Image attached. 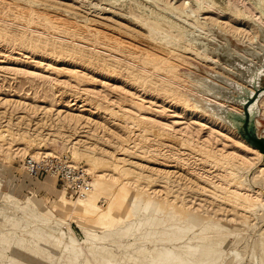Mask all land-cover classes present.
I'll return each instance as SVG.
<instances>
[{
	"label": "rangeland",
	"instance_id": "rangeland-1",
	"mask_svg": "<svg viewBox=\"0 0 264 264\" xmlns=\"http://www.w3.org/2000/svg\"><path fill=\"white\" fill-rule=\"evenodd\" d=\"M36 1L51 10L50 16L58 15L57 10L69 12L70 21L77 17L92 35L111 34L107 27L144 38H180L187 47L181 34L174 35L154 21L160 17L173 20L168 15L175 12L182 19L189 17L197 28L192 32L220 44L234 40L236 46L250 49L264 45V33L261 37L248 21L249 17L261 21L259 8L264 9V0H217L232 3L245 15L240 18L200 11L196 0H150L152 6L145 8L152 17L147 21L137 13L139 0ZM110 3L125 5L126 10ZM12 4L13 0H0L1 12L6 15ZM125 14L138 19V26L123 21ZM3 20L0 210L22 217L24 211L33 209L42 219L28 230L0 221V239L10 245L4 258L0 254L3 264H264V155L249 147L217 111H235L231 105L242 110V106L233 101L225 107L222 102L214 104L209 85L215 82L234 95L235 85L252 89L239 80L242 76L234 75L238 69L234 63L242 60L239 56L226 58L233 74L221 75L211 63L208 69L213 73L192 69L206 79L207 100L197 109L186 100L162 98L120 75L84 64L78 57L32 49L35 45L32 40L27 42L28 30ZM196 20L208 27L202 29ZM74 42L76 49H94L99 56L105 55L98 42L91 47ZM253 59L255 66L264 69V61ZM260 83L264 86V77ZM259 107L256 123L259 135L264 136V95ZM154 130L161 134L154 135ZM37 152L41 154L36 157ZM66 155L89 175L93 188L84 197L68 189L58 176L40 179L26 169L29 158ZM65 198L71 204H65ZM39 227L45 234L58 228L56 232L67 237L59 240L31 234ZM20 243L30 258L14 261L12 252Z\"/></svg>",
	"mask_w": 264,
	"mask_h": 264
},
{
	"label": "bare ground",
	"instance_id": "bare-ground-1",
	"mask_svg": "<svg viewBox=\"0 0 264 264\" xmlns=\"http://www.w3.org/2000/svg\"><path fill=\"white\" fill-rule=\"evenodd\" d=\"M39 2H37L36 0H13V6L9 7L8 13L6 15L3 14L0 10V25L1 20L6 19L16 24L17 26L25 27L28 30L26 32V34L28 35L27 42L32 40L35 45L34 47L33 45L30 46V48L32 49H40L46 54H54L56 52H59L56 54L61 57H78L84 64L100 68V70H102L103 72H107L108 74L120 75L122 78L130 80L135 85H139L143 89L154 92L156 93V95L161 96L162 98L171 99L173 101L186 100L191 108L202 109L200 106L202 105L203 101L207 100V98L204 96L205 89H207L206 83L204 82V80L206 79L201 77L202 75L199 76L195 74L196 72L194 71V73L192 69L199 70L207 74L208 71L212 72L208 69V64L211 63V65L217 67V69L215 70H219V72H221V75H227V73L230 74L233 71L232 66H229V59L226 58H232L234 55H237L242 59L240 63H244L245 61L247 62V60H250V63H252V65H255L256 62L255 59H253L254 57L257 58L256 60H259V62L264 61V45L257 44V49H250L245 45L236 46L234 44V40H231V42H229L230 40H224V44H220L215 38L209 39L200 32H192V29L197 28L194 25L190 24L189 17H185L182 19L181 17H177V14L175 12H170L171 15H168V17L171 16L173 20H167L160 17L159 19L154 21L157 22L162 28H166L171 31L174 35H177V33L178 35L181 34L184 37L186 44H188L187 47H185L186 45H183L180 42V38L172 40L164 35L155 38H144L137 34L122 32L107 27L106 31H109L111 34L105 35L102 32H98V34L92 35V32H90L88 25H82L79 22V19L77 17H74V15H72L75 18L74 21H70L69 12L59 13V10H57L58 15L50 16L49 12L51 10L47 9V7H41L39 5ZM201 2H203V5L200 4ZM224 2L225 4L223 2V4H219L217 0L195 1V3L200 7V11L211 10L222 14H229L237 18L245 17V15L238 11L232 3L228 1ZM152 3L153 2H151L150 0H139L137 13L139 14V16H141L143 21H147L152 17V12H149V10L145 8V6L148 5L152 6ZM110 4L114 8H119V10H121L122 12L126 10L125 5H118L116 3ZM42 8L43 10H41ZM259 9H261V21L258 22L251 17L248 18V21L258 28V32L262 37V34L264 33V9H262L261 7ZM41 11H44L47 14L45 18H43ZM125 16L126 17L123 18V21L127 22V24H131L132 26H138V19L132 17L130 14H125ZM143 21L141 20L140 23H144ZM195 22H197L202 29H206L208 27V24L206 22L203 23L199 20H196ZM88 23H90V21H88ZM28 27H30V29H28ZM7 28L9 30L12 29L11 25H8ZM38 29L43 33L35 32ZM34 34L38 35L34 36ZM260 35L257 38H259ZM56 37H68L71 40H55L54 38ZM74 41H79L83 43V45H87V47L95 46L96 42H98V47L101 48V51H105V55L99 56L100 53L94 49L91 50L84 47L76 49ZM253 50L256 51L254 55L250 54V52H252ZM203 52L207 53L204 54ZM241 52H243L245 55L240 54ZM186 55H190L191 57ZM128 59L136 64L132 65L128 62ZM186 64L187 67H184V65ZM185 68H187L189 71H182ZM238 69L236 70V74H234L235 76L240 77L247 75L246 70L241 68L240 64L238 66ZM214 83L209 84L211 89L210 91H212L215 96V99H211L212 102L219 105H221L220 102H222L224 103L221 105L223 107L229 105L230 102L221 94L222 90L220 89V86H216ZM209 107L213 112L214 107H211V105H209ZM235 107L238 108L236 105L229 106V108L232 110L238 111L240 113L242 112L240 108L236 109ZM259 118L260 116L257 117V119ZM153 134L158 136L161 134V132L158 130H154ZM162 135H164L165 137V134ZM166 138L170 139L173 142H178L179 140L176 137L169 135H167ZM242 140L246 143L244 139ZM246 144L249 147L253 148L248 143ZM253 149L257 150L256 148ZM40 154V152H37L36 157ZM88 172L93 173L92 169L88 170ZM39 188H42L41 184H39ZM63 201L65 202V204H71L67 200V198H65ZM36 211L37 210L29 209L24 211L22 217H16L15 215L9 214L8 209L4 211L0 210V221H6L12 226H21L24 228V230H28L29 228H31L30 226L32 225V223L38 224V222L40 223L42 221L41 218H38L39 216H36ZM81 228L85 229L86 227L85 225H81ZM57 229L58 228H55L54 230L51 229L50 234H45L44 230L39 227L31 231V234L37 237H48V239L57 238L59 240L63 238V235L67 237V235L63 232H59L60 234L56 232ZM69 232L70 235L73 234L71 228H69ZM42 244L43 245L41 246H46V244ZM24 247L25 246L23 245V243H20L19 246L15 250H13L12 260L18 261L19 259H22L24 257H29L25 250H23ZM9 250L10 245L7 244V242L3 238L0 239V254L3 258ZM46 254L47 253H44V255ZM3 263L4 260L0 259V264Z\"/></svg>",
	"mask_w": 264,
	"mask_h": 264
},
{
	"label": "water",
	"instance_id": "water-1",
	"mask_svg": "<svg viewBox=\"0 0 264 264\" xmlns=\"http://www.w3.org/2000/svg\"><path fill=\"white\" fill-rule=\"evenodd\" d=\"M235 63L238 65H235ZM235 63L234 66L236 68V66H239V63ZM250 64L252 63H240L241 68L246 70L247 75L240 77L239 80L247 84L249 87H252V89L235 85V95L221 89L223 97L228 101H233L234 104L242 106V112L231 111L226 108L218 110L219 113L224 115L226 121L237 131L246 143L264 154V136L258 134V128L256 125V119L260 116L259 101L264 95V86L260 83L264 77V69H261L254 64L251 66Z\"/></svg>",
	"mask_w": 264,
	"mask_h": 264
},
{
	"label": "built area",
	"instance_id": "built-area-1",
	"mask_svg": "<svg viewBox=\"0 0 264 264\" xmlns=\"http://www.w3.org/2000/svg\"><path fill=\"white\" fill-rule=\"evenodd\" d=\"M25 165L33 177L41 179L44 176H58L68 189L80 197L92 191L93 186L85 168L79 164L75 165L67 155L61 158L53 156L29 158Z\"/></svg>",
	"mask_w": 264,
	"mask_h": 264
}]
</instances>
